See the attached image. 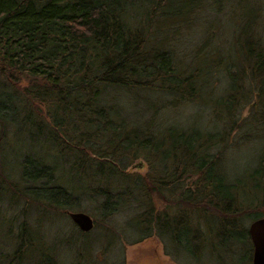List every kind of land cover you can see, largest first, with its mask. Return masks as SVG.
Returning a JSON list of instances; mask_svg holds the SVG:
<instances>
[{
	"label": "trees",
	"instance_id": "16d2710c",
	"mask_svg": "<svg viewBox=\"0 0 264 264\" xmlns=\"http://www.w3.org/2000/svg\"><path fill=\"white\" fill-rule=\"evenodd\" d=\"M141 4L0 0V147L9 130L25 132L32 147L16 161V183L1 171L0 151V190L11 192L0 200L30 201L37 214V224L29 214L17 221L15 233L7 219L13 247L0 264H58L59 248L72 249L69 264H122L124 244L151 236L173 259L250 262L245 224L264 214V0ZM205 8L219 23L182 54L194 67L176 66L180 24L189 27ZM229 17L238 25L225 48ZM122 91H151L175 105L205 101L216 125L155 129L153 101L150 116L134 123L116 102ZM231 141L261 146L250 167L227 178ZM137 157L143 174L127 170ZM75 209L93 215L89 231L60 221V212Z\"/></svg>",
	"mask_w": 264,
	"mask_h": 264
},
{
	"label": "rangeland",
	"instance_id": "374dc122",
	"mask_svg": "<svg viewBox=\"0 0 264 264\" xmlns=\"http://www.w3.org/2000/svg\"><path fill=\"white\" fill-rule=\"evenodd\" d=\"M137 2V0H131ZM142 1L144 6L148 3V1H155V0H140ZM161 3V2H160ZM153 6H155L153 4ZM243 8V9H242ZM246 5H241L240 9L244 10ZM241 10V11H242ZM219 19L216 16H213L208 9H202L199 13L194 15L192 18V24L187 27L180 24L179 30L177 31V39L172 42L175 50H173L175 59L177 63H181L186 67H194V63L190 62L189 58L181 59L182 54H188L190 51L194 50L198 41L202 40L204 36L207 34V28L215 25ZM181 22V21H180ZM223 22H226L225 26L222 29V36L220 35V39H222V46L225 48H229L232 45V34L231 27L235 26L237 28V21L235 19L229 17L227 19H222ZM194 23V24H193ZM219 23V22H218ZM163 26V25H162ZM159 30V26L155 27V31ZM216 31V28H214ZM196 43V44H195ZM171 44V41H170ZM213 43V40L211 41ZM177 45V46H176ZM181 49L180 51H178ZM232 49V46H231ZM232 52V51H229ZM184 61V62H183ZM185 63V64H184ZM203 64V63H202ZM201 64V65H202ZM193 65V66H192ZM187 68V69H188ZM220 76V82H222V71L217 73ZM202 81V80H201ZM200 82V81H198ZM203 82V81H202ZM216 83V81H213ZM21 85V84H20ZM18 86L20 88L21 86ZM217 86L215 89L210 90L212 94H218L220 85L216 84ZM204 90L207 91V87L205 85V80L203 82ZM203 91V90H202ZM203 98V97H202ZM116 102L118 106L121 108V113L124 116V119L132 120L137 122L138 120H146L152 111L150 110V101H153L154 104L158 107L154 113H152L149 119V124L152 125L151 127L158 129L161 128L171 122L178 123L180 125H186L190 121L194 123L196 127L200 128H210L209 126L216 125V121L212 120L209 117L208 108L206 107L205 101H193V102H184L175 105L171 98L165 97L162 98L158 96L156 93H152L151 91L146 92H130V91H122L121 94H117ZM153 99V100H152ZM204 100V99H203ZM170 101V102H169ZM151 112V113H150ZM246 108L242 109L241 115L246 114ZM234 135V134H233ZM235 135L234 137H236ZM234 139V138H233ZM27 137L26 133L20 132H13L11 130L7 131L3 142L1 143L0 151H1V160H2V167L1 171L4 176H7L9 183H16L18 180L17 178V166L18 164L16 161L20 159V156L27 152L29 148H32L27 145L26 143ZM260 142L259 141H250L248 143H242L241 141H231V145L226 151V156H224L222 161L223 171L227 178L233 177L236 174L241 173L243 170L250 167V165L254 162L255 157L260 149ZM2 149V150H1ZM140 162L141 165L139 168L131 167L134 163ZM127 170L135 171L140 174H143L146 170L145 164L143 159L137 157L132 160L131 164L127 166ZM8 183V184H9ZM2 181L0 182V186ZM6 187V186H5ZM8 187V186H7ZM0 190V197L4 195H9L11 192L9 187L6 190ZM17 196V195H16ZM1 199V198H0ZM14 199H17L15 197ZM21 199V198H18ZM154 205L156 209H160L163 206L162 200H159L157 196H153ZM34 205L31 204L30 201L26 200H19L15 204L8 206L5 201L0 200V253L7 254L10 249L13 247L12 238L10 239V235L7 233V219L10 220V230L11 233H15L17 231V221L21 222V218L28 220V214L31 216L36 223L37 214L33 211ZM80 210V209H75ZM263 209H261L262 212ZM31 211V212H29ZM61 211V210H60ZM86 212L92 219L93 215L89 213L87 210H81ZM29 212V213H28ZM61 216H59L60 221H66L68 226H71L77 229L68 219L67 215L64 212ZM264 213V210H263ZM264 216V214L262 215ZM57 219V216H54ZM39 223V222H38ZM37 224V223H36ZM55 224V223H54ZM248 222L245 224L247 226ZM56 224H50V227L56 228ZM54 228V229H55ZM50 236H53V232L50 233ZM163 242L155 236H151L144 240H141L137 243L132 244H124L122 247V255L121 260L122 264H196L192 263L186 259L181 258H171L169 255L163 253ZM61 249L59 251V259L58 264H69V256L71 255L72 249ZM81 249L77 248L73 249V252L80 251ZM67 251V252H66ZM73 253V255H74ZM92 257V255H91ZM181 257V256H179ZM206 263V262H205ZM107 264V263H106ZM214 264V263H211ZM249 264V261L246 262Z\"/></svg>",
	"mask_w": 264,
	"mask_h": 264
},
{
	"label": "water",
	"instance_id": "95a60500",
	"mask_svg": "<svg viewBox=\"0 0 264 264\" xmlns=\"http://www.w3.org/2000/svg\"><path fill=\"white\" fill-rule=\"evenodd\" d=\"M140 162L131 167L139 168ZM70 222L81 232L89 231L93 226L92 218L81 210H65ZM246 233L251 245L249 264H264V216L251 220L246 226Z\"/></svg>",
	"mask_w": 264,
	"mask_h": 264
}]
</instances>
